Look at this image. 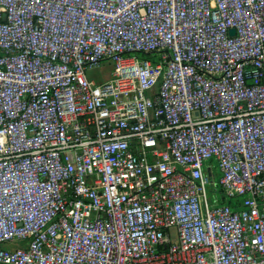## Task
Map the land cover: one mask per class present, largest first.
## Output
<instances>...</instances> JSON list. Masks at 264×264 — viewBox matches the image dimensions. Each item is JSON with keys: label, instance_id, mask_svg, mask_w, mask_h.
Masks as SVG:
<instances>
[{"label": "built area", "instance_id": "1", "mask_svg": "<svg viewBox=\"0 0 264 264\" xmlns=\"http://www.w3.org/2000/svg\"><path fill=\"white\" fill-rule=\"evenodd\" d=\"M0 264H264V0H0Z\"/></svg>", "mask_w": 264, "mask_h": 264}, {"label": "rangeland", "instance_id": "2", "mask_svg": "<svg viewBox=\"0 0 264 264\" xmlns=\"http://www.w3.org/2000/svg\"><path fill=\"white\" fill-rule=\"evenodd\" d=\"M110 74H111V64H107V63L101 66V68L99 67L98 69L86 72L87 78H89L90 80H95L98 83H103L109 80ZM213 166H215V163H213ZM210 189L211 187L208 186L207 197L209 198V200H214V197L219 198L220 193L218 192L216 194H211Z\"/></svg>", "mask_w": 264, "mask_h": 264}, {"label": "water", "instance_id": "3", "mask_svg": "<svg viewBox=\"0 0 264 264\" xmlns=\"http://www.w3.org/2000/svg\"><path fill=\"white\" fill-rule=\"evenodd\" d=\"M230 34L233 35L234 34V30H230Z\"/></svg>", "mask_w": 264, "mask_h": 264}]
</instances>
